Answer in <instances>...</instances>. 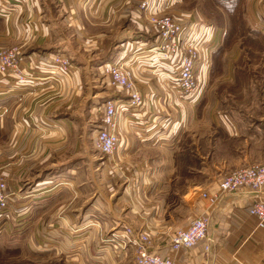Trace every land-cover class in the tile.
I'll list each match as a JSON object with an SVG mask.
<instances>
[{
	"label": "crops",
	"instance_id": "0c3cea01",
	"mask_svg": "<svg viewBox=\"0 0 264 264\" xmlns=\"http://www.w3.org/2000/svg\"><path fill=\"white\" fill-rule=\"evenodd\" d=\"M167 1L152 4L166 9ZM137 3L0 0V47L18 46L24 57L62 53L70 65L64 76H57L53 65L39 58V72L46 75L32 78L42 82L18 94L9 91L8 79L0 75V161L5 155L10 159L5 162L6 185L15 192L13 199L21 197L14 212L22 211V220L40 228L28 243L36 246L39 241L40 251L65 254L64 263L120 264L129 251L115 256L101 237L114 227L121 234L125 225L146 232L149 251L169 257L172 264H264V223L258 224L249 209L254 196L221 193L217 187L219 176L227 173L222 172V163H264V153L256 157L237 150L219 159L214 165L218 170L209 168L202 154V114H208L209 95L218 98L214 92L203 94V86L210 80L211 51L220 41L219 29L200 22L190 11L179 19L192 21L191 31H185L189 37L211 42L209 60L205 49L201 51L197 90L184 100L172 91L165 74L173 72L177 62L164 63L156 75L148 69L153 58L148 49L155 35ZM262 13L264 8L254 3L251 14ZM114 61L129 67L143 102L137 110L120 112L115 151L100 161L94 151L83 152L82 167L79 96L99 100L89 105V115L91 111L101 115L105 101L123 100L122 90L108 86L106 78H85L93 68L97 76L102 64ZM249 79L232 78L236 98L248 95L240 90ZM81 82L89 89H81ZM50 114L57 119H48ZM214 119L218 125L220 118ZM220 121L221 131L233 136L235 131ZM9 178L24 179L29 185L12 186ZM194 211L207 219L205 237L188 249H171L174 231L187 225Z\"/></svg>",
	"mask_w": 264,
	"mask_h": 264
},
{
	"label": "rangeland",
	"instance_id": "374dc122",
	"mask_svg": "<svg viewBox=\"0 0 264 264\" xmlns=\"http://www.w3.org/2000/svg\"><path fill=\"white\" fill-rule=\"evenodd\" d=\"M259 1L176 0L174 3H171V0H168L165 3L167 7L164 10L176 18L179 17L178 19H185L182 16H185L190 11L200 22L209 23L219 29L220 41L212 50L207 74V78H210V80L203 86V94L204 92H214L216 96L218 95L216 100L214 98L215 95L213 98V95H209V103H207V107H209L208 114H202V154L203 159L207 161L209 168L212 169H216L214 165L218 164L220 158H224L230 153L234 154L237 150L250 151V154L256 157L264 153V28L259 27L255 21L258 16L251 14L254 3L256 4ZM3 7L6 8L8 6ZM93 8L90 11H93ZM103 28L100 27V29ZM52 73L57 76L60 74L64 76L65 74V72L59 71L55 66H53ZM95 74V68H93L87 73L85 78H105L101 74V69L100 74L98 72L99 76ZM44 75L46 74L42 72L36 77ZM232 78H250L240 90L247 92L248 95L243 98H236L238 91L234 83H231L233 82ZM35 79L39 78L30 79L29 82L18 87L9 85L8 89L13 94L42 82ZM80 87L81 89H89L88 85L84 82H81ZM232 94H235V96ZM96 101L99 100L79 96L78 117L80 118V124L78 131L82 142L78 148L82 167L86 166L84 154L86 152L90 154L94 151L96 161H100L104 156L110 155L98 152L93 147L92 141V146L90 145V140H92L96 129L100 125L101 115L99 111H91V115L88 112L89 105L94 106ZM214 117L225 120L228 127L231 128L230 131H235L234 135H229V132L225 135V131H221L224 130L221 121L218 119V125H215ZM47 118L57 119L52 114ZM18 121L21 124L26 123L24 119H19ZM181 135L179 134V137ZM7 160L10 159L5 155L0 161V175L5 180L8 177L5 171L7 169L5 167ZM247 164L225 162L222 163V172H229ZM217 176L218 172L215 178ZM221 176H219L218 180ZM11 179L9 178L8 181L15 182H10L12 186L17 185L18 187H22L24 185L26 187L29 185L27 184L28 181L24 182V179L15 181ZM16 203L21 206V197L10 200L8 218L0 229V264H75L70 260L64 263L67 258L65 254H58L54 250L49 252L40 251L41 249L38 248V245L41 242L39 241L35 243L36 246L28 243V238L32 235L35 236L34 230L37 229L36 231H38L40 228L35 229L33 226L30 227L28 222L26 223L22 220V211L18 213L14 212L13 207H15ZM196 215L197 212L194 211L190 220ZM118 228L114 227L108 230L101 237V241L106 236H110V233H118ZM69 232H71L70 228ZM36 238L41 241L37 233ZM106 246L115 256H118L124 250H128L130 253L128 254V258L120 261V264H133L134 249L130 244H122L121 241L115 239L110 241Z\"/></svg>",
	"mask_w": 264,
	"mask_h": 264
},
{
	"label": "built area",
	"instance_id": "2783aa9c",
	"mask_svg": "<svg viewBox=\"0 0 264 264\" xmlns=\"http://www.w3.org/2000/svg\"><path fill=\"white\" fill-rule=\"evenodd\" d=\"M154 4V3H153ZM152 0H138L137 8L145 17V24L155 35V41L148 51L153 56L148 69L153 74L162 71L164 63L177 62L171 73H165L170 80L172 91L186 100L197 90L196 69L200 62L201 51L205 49L209 60L211 42H198L189 37L192 21L182 22L164 9H155ZM259 4L264 8V0ZM167 7V5H166ZM259 27L264 28V14H259L255 20ZM186 35L187 39H184ZM183 36V37H182ZM189 37V38H188ZM29 57L21 55L18 46L0 47V75L10 85L18 87L37 76L39 58L47 64L55 66L61 72L70 68L67 58L62 53H41ZM177 57V59H176ZM207 66V64H205ZM101 74L112 88H120L125 98L108 100L102 104L100 125L92 138L93 147L102 154H111L117 145L119 134V114L122 109L137 110L143 102V93L135 85L129 67L123 62H106L101 65ZM264 185V163L246 165L221 176L217 187L221 193L246 192L254 196L249 209L258 224L264 223V200L262 187ZM14 191L7 188L6 180L0 175V229L5 224L10 211V200ZM14 210V207H13ZM207 219L203 214L195 216L187 225L174 231L169 247L173 250L188 249L206 235ZM121 234L113 232L102 239L104 245L118 239L122 244L128 243L134 249L133 264H172L169 257L159 256L149 251L150 238L144 231H134L131 227L122 225ZM114 247V245H112Z\"/></svg>",
	"mask_w": 264,
	"mask_h": 264
},
{
	"label": "trees",
	"instance_id": "16d2710c",
	"mask_svg": "<svg viewBox=\"0 0 264 264\" xmlns=\"http://www.w3.org/2000/svg\"><path fill=\"white\" fill-rule=\"evenodd\" d=\"M255 31H256V30H255ZM257 32H258V31H257ZM212 52H213V51H211V55H212Z\"/></svg>",
	"mask_w": 264,
	"mask_h": 264
}]
</instances>
